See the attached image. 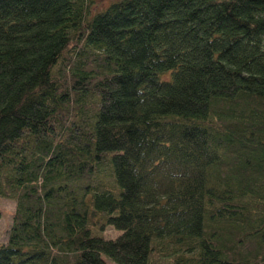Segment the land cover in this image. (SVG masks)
I'll list each match as a JSON object with an SVG mask.
<instances>
[{"label":"trees","instance_id":"1","mask_svg":"<svg viewBox=\"0 0 264 264\" xmlns=\"http://www.w3.org/2000/svg\"><path fill=\"white\" fill-rule=\"evenodd\" d=\"M89 2L0 0V264H264V0Z\"/></svg>","mask_w":264,"mask_h":264},{"label":"rangeland","instance_id":"2","mask_svg":"<svg viewBox=\"0 0 264 264\" xmlns=\"http://www.w3.org/2000/svg\"><path fill=\"white\" fill-rule=\"evenodd\" d=\"M115 0H90L89 2V12L101 9L105 7L108 3ZM169 74V71H165L160 74V77H165ZM14 208V200L12 198L0 197V242L5 239V231L10 222L11 214ZM93 225L92 231L101 234L104 237H114L119 230L111 225H105L102 229L97 228ZM107 264H118L109 259H105Z\"/></svg>","mask_w":264,"mask_h":264}]
</instances>
